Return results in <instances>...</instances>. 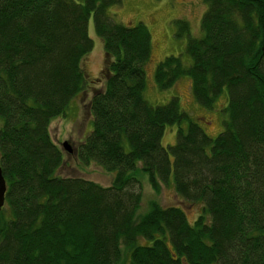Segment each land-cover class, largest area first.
Segmentation results:
<instances>
[{
    "label": "trees",
    "instance_id": "1",
    "mask_svg": "<svg viewBox=\"0 0 264 264\" xmlns=\"http://www.w3.org/2000/svg\"><path fill=\"white\" fill-rule=\"evenodd\" d=\"M199 37L154 67L159 90L188 78L196 104L223 90L225 117L210 138L176 96L142 95L150 34L123 24L120 0H0V264H264V0H204ZM102 43L103 85L88 100L91 129L75 149L80 163L112 174L108 185L57 174L63 162L48 125L87 86L81 59ZM167 125L175 140L162 145ZM170 183L184 205L149 201L142 181Z\"/></svg>",
    "mask_w": 264,
    "mask_h": 264
},
{
    "label": "rangeland",
    "instance_id": "2",
    "mask_svg": "<svg viewBox=\"0 0 264 264\" xmlns=\"http://www.w3.org/2000/svg\"><path fill=\"white\" fill-rule=\"evenodd\" d=\"M204 0H120V3L109 7L114 20L123 24L143 22L150 34V52L144 64V88L142 95L150 104H163L170 96H176L180 108L198 124L205 135L210 138L217 136L223 127L221 121L225 115L221 109L226 105V93L222 90L215 98L211 108H205L193 101L190 94V84L186 76L178 78L172 87L159 90L153 80L156 63L167 55H180L185 64L189 59L185 53L186 37H199V19L205 11ZM175 20L185 22L186 32L176 36ZM87 34L92 40V47L81 59V70L87 81L82 92L69 102L63 116L53 118L48 131L52 141L61 149L63 162L57 170L60 176H80L99 185H108L112 174L103 171L93 162L80 163L75 156V149L83 141L91 129L88 100L93 88L103 85L101 69L104 65L102 43L95 35L92 17L87 22ZM175 140V125H167L161 137V144H172ZM67 142L71 152L62 149L61 143ZM142 181V195L138 213L148 210L149 201L159 206L179 205L183 207L186 219L192 222L201 208L197 204L184 205L175 195L170 183L160 186L153 191L146 182L145 176L140 175Z\"/></svg>",
    "mask_w": 264,
    "mask_h": 264
},
{
    "label": "water",
    "instance_id": "3",
    "mask_svg": "<svg viewBox=\"0 0 264 264\" xmlns=\"http://www.w3.org/2000/svg\"><path fill=\"white\" fill-rule=\"evenodd\" d=\"M61 147L63 150H65L66 152H71L70 147L67 145L66 141H63L61 143ZM5 181L4 178L1 174V170H0V208L2 207L3 203H4V193H5Z\"/></svg>",
    "mask_w": 264,
    "mask_h": 264
}]
</instances>
